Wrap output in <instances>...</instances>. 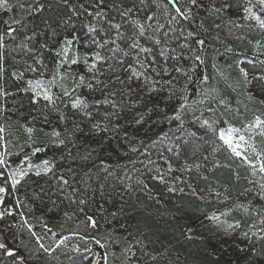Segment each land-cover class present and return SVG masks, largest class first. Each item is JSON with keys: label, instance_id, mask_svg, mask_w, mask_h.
<instances>
[{"label": "trees", "instance_id": "obj_1", "mask_svg": "<svg viewBox=\"0 0 264 264\" xmlns=\"http://www.w3.org/2000/svg\"><path fill=\"white\" fill-rule=\"evenodd\" d=\"M72 2L76 4L80 0ZM176 2L182 9L185 7L186 0ZM208 3L209 0H201L199 10L190 19H184L177 16L174 6L168 1L146 0L145 11L131 17L146 23L145 14L155 16L150 22L152 28L148 29L140 42L152 48L156 65L169 68L176 96L161 106H166L167 116L179 115L180 120L153 115L152 120L144 125L128 128V139L122 135L101 139L96 155L92 154L90 159L84 160L81 157L86 154L85 150L79 149L80 152L71 144L59 146L50 135L53 130L61 132L62 136L66 131L65 125L56 119L55 113L49 116L50 123H45L43 117L32 120V116L38 115L46 104L45 101L41 100L38 105L33 106L28 99L31 94L23 92L7 99L6 106L12 111L0 120L3 123L6 121L8 133L14 135L15 138H12L15 143L23 150L30 145L41 148L42 155L57 159L48 174L30 176L25 180L23 189L18 188L17 195L21 198L26 214L19 204L14 205V199L9 198V210L13 214L6 215L4 219H9V229L15 234L18 244L16 241L10 242L4 235L8 246L16 251L15 258H4L7 264H30L19 257L17 249L21 248V242H27L35 253L44 252L39 249L37 235H32V232L39 230L38 218L41 211L57 209L63 226L59 229L60 234L66 232V227L81 233L82 215L87 216L91 209L104 207L112 210V213L122 209L114 218L130 230L132 238L143 241L141 246L134 249L142 255V264H154L149 256L163 249L168 251L173 264H264V238L257 239L254 246L242 248L229 256L222 254L212 239L203 237L194 229L211 213L247 223L248 217L244 216L246 213L241 204L243 193L251 185L264 184V173L259 171L260 163L264 162V135L260 134L259 129L247 130L255 116L259 115L264 119V104L258 102L264 97L248 99V90L240 71L244 66L251 75L264 73V30L240 25L233 19V29L227 31L222 25L232 20L231 15L217 19L205 11ZM47 14L29 11L17 20L20 25L10 24L17 29L15 41L5 36L8 47L0 49L5 54V78L10 90L22 87L24 81L30 79L42 80L47 85L56 76L57 83L52 86L51 91L54 96L59 97L62 95L61 86L70 87L72 79L66 77L60 80L57 72L61 75L71 72L72 77L86 73L83 58L96 49L90 38L84 35L83 24L88 18L81 16L79 19L73 17L81 39L69 53L70 58L73 52L81 58L79 64L71 65L70 68L68 65L61 67V57L57 55L59 47L49 40L48 48L38 52L43 60L39 71H26L24 81L15 84L9 79L12 71L24 70L26 63H32L26 51L13 49H19L21 43L25 42V34L31 35L29 29L40 22L42 15ZM112 15L117 22H121L114 11ZM173 16H176V20L170 23ZM217 24H220L219 28L216 27ZM159 25L163 27L155 31ZM4 30L5 24L0 23V33ZM165 32L168 33L167 37L163 35ZM189 32L193 33L192 37H188ZM96 38L99 39V36ZM44 39L45 37L38 36L29 47L39 49ZM156 39L161 41L159 45L154 43ZM200 39L205 44H198ZM185 43L188 48L182 49L180 45ZM121 47L124 48L125 45L121 44ZM161 51L164 52L163 56L160 55ZM101 54L104 55L103 52ZM195 55H199L201 59L196 60ZM173 56L178 59H169ZM173 66L179 67L181 72L171 71ZM164 79L169 77L165 76ZM79 90L86 92L88 89ZM161 95L167 96L166 86ZM181 104H184L183 108L180 107ZM59 107L62 110L61 103ZM138 107L142 110L143 106ZM45 114L47 115V110ZM131 114L128 113L129 119ZM203 119L212 124L213 130L202 126ZM125 123L126 121H121L122 126ZM29 126L35 129L31 134L34 137L32 140L24 130ZM229 126L240 129L239 134L244 135L248 141L239 149L241 156H236L219 139V130ZM131 147H135L137 151H131ZM169 147L173 148L172 152L166 150ZM169 165L173 169L171 172L167 171ZM189 167L191 171H186ZM157 168L162 173H167L164 183L152 179ZM0 179L14 198L15 192L10 183L5 185L4 180ZM169 188L175 190L169 191ZM58 189L61 193L57 194ZM76 190L87 194V206L72 203V200L78 201V196L73 195ZM101 192L104 194L103 198ZM81 208H85V211L81 212ZM255 213L252 212L253 215ZM23 215L27 217L28 223L32 222V232H29L27 222L23 223ZM187 236L192 238L188 239ZM39 241L42 243L41 239ZM144 252L149 253V256L143 255ZM43 262L48 264L49 261Z\"/></svg>", "mask_w": 264, "mask_h": 264}, {"label": "snow or ice", "instance_id": "obj_2", "mask_svg": "<svg viewBox=\"0 0 264 264\" xmlns=\"http://www.w3.org/2000/svg\"><path fill=\"white\" fill-rule=\"evenodd\" d=\"M169 2L173 3L177 16L184 19H190L201 7V0H186L183 9L176 6L175 0H169ZM145 4L146 0H138V4L137 0H131V2L129 0H80L76 4H73L72 0H28L26 5H21V7L26 6L30 12L48 14L42 15L40 22L29 29L31 35L25 34V42L21 43L19 49H13V51H26L32 60V63H26L24 70L10 73L9 79L12 80L13 84L18 81H24L26 71H39L43 60L39 57L38 52L48 48L49 40L54 41L56 46L59 47L57 55L61 57V67L68 65L70 68L71 65H77L81 62V58L75 55L74 52L71 58L69 57L74 45L81 39V36L77 34L73 17L79 19V17L85 16L88 18L87 22L83 24L84 35L90 38V42L96 51L83 58L86 69L85 74L72 77L71 72L63 75L57 72L60 80H64L66 77L72 79L70 87L61 86L62 97L67 98V101L54 96L51 91L52 86L57 83L56 76L48 81L47 85L42 80L30 79L24 81L22 87H17L14 91L10 90L7 86L8 80L5 78V54L0 52V119L5 118L7 113L12 111L6 106V101L9 97L14 98L20 92L30 93L31 95L28 96V99L33 106L38 105L41 100L46 102L39 114L32 116V120L35 121L43 117L45 123H50L49 116L55 113L56 119L65 125L66 131L63 136L61 132L56 130H53L50 135L55 138V142L59 146L71 144L78 149L83 144L86 154L81 158L84 160L90 159L92 153L95 152V148L91 147L90 142L97 141L98 137L106 139L122 135L125 139H128V128L144 125L152 120L153 115L163 116L164 119L180 120L179 115L167 116L166 106H161L162 103L166 105L167 101L172 100L176 96L169 68L164 65H156V58L152 56V48L146 47L140 42L145 37L148 29L152 28V25L151 23H141L137 19H131L134 15L145 11ZM0 6H6V0H0ZM254 7H259L261 14L253 11ZM232 9L233 0H209L208 5L205 7V11L217 19L222 18ZM113 11L119 16L121 22L115 20L112 15ZM243 12L246 13L243 19L254 20L259 28L264 30V15H262L264 14V0H256L255 5L252 4V0H248V6L243 8ZM154 19V15L145 14L144 16L146 22H151ZM175 20L176 16H173L170 23ZM12 23L20 25V21L17 20ZM4 24L5 30L0 33V49H7L8 47L5 42V36L11 37L15 41L14 34L17 31L7 21ZM162 27L163 25H159L155 31ZM216 27L219 28L220 25L217 24ZM61 33L65 34L61 35ZM163 35L167 37L168 33L165 32ZM38 36L45 37V39L39 45V49L34 50L35 46L29 47V44ZM98 36L99 39L96 38ZM192 36L193 33L189 32L188 37ZM154 43L159 45L161 41L156 39ZM197 43L203 45L205 41L200 39ZM121 44L125 45V47L122 48ZM180 47L186 49L188 45L185 43L180 45ZM160 55L163 56L164 52L161 51ZM169 59H178V57L173 56L169 57ZM195 59L200 60L201 57L195 55ZM104 65H107V68ZM171 71L181 72V69L173 66ZM240 71L244 76L248 99L256 100L257 96L264 97V75L253 76L250 79L243 68ZM183 74L187 75V73ZM165 76H168L169 79L165 80ZM165 86L167 87V96H162L161 93L164 91ZM79 88H87L90 92L88 95L81 94L77 91ZM258 102L264 104V99ZM60 103L64 104V108L67 111L60 109ZM139 105L143 106L142 110L138 107ZM180 107L183 108L184 104H181ZM45 110H47V115ZM129 112L132 113L130 119L128 118ZM122 120L126 121L123 126L121 124ZM69 123L71 128H68ZM213 123L215 122L213 121ZM202 126L213 130L212 124L208 120H204ZM253 129H259L260 134L264 135V119L261 116H255L254 120L247 126L248 131ZM7 130L5 121V123L0 124V146H3ZM24 130L29 134V139H31V134L35 131L34 127H25ZM239 133L240 129L231 126L227 129H220L218 132L219 139L236 156L242 155L239 149L243 144L248 143L245 136ZM176 147H179V145H176ZM249 147H251L250 144ZM130 150L133 152L137 151L135 147H131ZM166 150L172 152L173 148L169 147ZM40 151H42L41 148H35L32 155H36ZM253 151H255L254 148ZM69 155H72L71 151H69ZM245 159L247 158L245 157ZM257 159H260L259 155ZM27 161L28 157H25L21 161V165ZM34 167H41L42 172L47 174L52 171L53 165L48 160H44L41 166H34L28 163V170H25L20 165L17 166V170H10V165L5 159V153H0V178L4 180L5 185L10 183L12 189L20 185L21 181L28 175V171ZM172 170L169 165L167 171L171 172ZM185 170L191 171V168L189 167ZM259 171L264 173V162L260 163ZM36 175H41V171H37ZM166 175L167 173H162L157 168L156 175L152 179H158L161 183H164ZM260 188L262 191L258 195L261 199H264V184H261ZM174 190L169 188V191ZM8 192L9 188L7 186H0V205L3 204L4 196ZM73 195L78 196V201L72 200V203L87 206L86 193H80L76 190ZM103 196L104 194L101 192V197L103 198ZM80 211L84 212L85 208H81ZM117 211H122V209ZM12 214L11 210L0 211V221L6 215L11 216ZM116 214V212L112 213L113 216ZM208 219L215 222L220 221V217L217 215H212ZM86 222L90 228L98 227V221L92 215L86 216ZM239 226V223L229 224L226 231L234 230ZM28 230L32 232L31 227ZM188 231L190 232L191 229ZM32 235L35 236V233L32 232ZM242 235L247 236V233H242ZM187 238L191 239L192 237L187 236ZM67 239L68 237H65L60 240L56 247H60ZM133 242L137 247L143 244V241L138 239ZM37 243L39 244V249L51 254L53 250L51 247H45L43 243H40L39 239ZM96 243L101 248L105 247L99 240ZM126 254H130L132 257L135 256L130 247L126 249ZM143 255L149 256V253L144 252ZM15 257L16 251L10 248L7 243L0 242V264H7V260L4 258ZM85 259H87L86 256ZM103 259L104 264H107L106 255ZM149 259L154 264H164V262L173 264L166 249L157 252L155 255H150Z\"/></svg>", "mask_w": 264, "mask_h": 264}, {"label": "rangeland", "instance_id": "obj_3", "mask_svg": "<svg viewBox=\"0 0 264 264\" xmlns=\"http://www.w3.org/2000/svg\"><path fill=\"white\" fill-rule=\"evenodd\" d=\"M27 3L28 0H6V6H0V23L7 21L11 24L14 20H19L24 14L29 12L26 6L21 7V5H26ZM255 3L256 0H252V4L255 5ZM245 6H248V0H233V11L230 10L229 13L224 15L227 17L231 15L232 20L223 24V29L231 31L233 29V26L231 25L234 23L233 19L237 20L240 25L260 29L254 20L243 19V16L246 15V13L243 12ZM253 11L257 14H261L259 7H254ZM262 48H264V42L262 43ZM104 67L107 68V65H104ZM243 69L248 73L249 78L264 75V73L261 74V71V73H252L251 75L246 67L243 66ZM77 91L84 95H88L90 92L89 89L86 92L80 91L79 89H77ZM59 97L67 101V98L62 97V95ZM61 106L63 111H67L64 108V104L61 103ZM204 120L205 119H203V121ZM2 123L3 121L0 120V124ZM12 137L15 138L14 135L8 133L7 130L3 146H0V152L5 153V159L10 165V170H17L18 165L22 166L25 170H28V163L34 166H41L42 161L44 160H48L54 168L57 160L55 157H46L42 155L41 151L36 155H32L33 150L36 148L35 146L30 145L28 149L23 150V148L15 143V140H13ZM33 138L32 135L30 140ZM100 140L101 138L98 137L97 141L90 142L91 147L95 148V152L92 153L94 156L96 155V149ZM79 149L84 151L85 146L82 144L78 150ZM25 157H28V161L21 165V161H23ZM37 171H41V175H45L42 172L41 167H34L32 170L28 171V175L21 181V184L13 189V192H15L14 198H12L13 195L11 192H8L4 196V202L0 205V211H6L11 208L9 206V198L11 200L14 199V205L19 204L20 207L23 208L21 198L17 195L19 192L18 188L20 187L23 189L25 180L30 176L38 177L39 175H36ZM0 186H3L1 179ZM261 191L260 185L255 184L251 185L243 193V201L241 204H243L246 213L244 216L248 217L247 223L230 220L219 213H211L208 217L217 215L220 217V221H210L207 217L202 223L194 227V229L203 237L212 239L216 243L219 251L224 255L233 256L242 248L249 247L250 245L254 246L257 239L262 240L264 238V199H261L258 195ZM58 193H61L60 189H58L57 194ZM252 210L256 212V215L252 214ZM20 211L22 212V210ZM23 212L26 214L24 208ZM116 213H118V211H116ZM39 215L41 216L38 218L39 230H36L35 234L38 239H41L45 247H51L53 250L51 254L45 252L38 254L33 252V249L27 244V242L19 243V247L21 248H18L17 251H19L20 259H24L30 264H45L43 262L45 260L49 261L48 264H104L103 258L105 255L107 256V264H142L140 260L142 255L134 250L138 247L133 242L135 240L132 238L133 234L128 228L120 225L115 220L112 215V210H107V208L104 207L102 209H91V211H89V215L94 216L98 221V227L96 228H90L89 225H86V215H82L83 232L81 233H79V230L66 227V232L60 234L59 232L61 231L59 229H62L63 226L61 225V216L56 208H48L46 212L41 211ZM8 220L9 219H3L0 221V242L3 243H7V240L10 242L18 240L14 238L16 237L15 234L9 229ZM26 222L27 217L23 215V223L26 224ZM236 223H239L240 225L238 228L226 231L229 224ZM32 226V222H27L28 228L31 227L32 229ZM242 233H247V236L242 235ZM4 235L7 240L4 238ZM65 237H68V239L64 244L57 248L56 244ZM43 238H45V240ZM97 240L105 245V247L101 248L96 243ZM16 244H18V241H16ZM129 247L131 248V251L135 253L134 257L130 256V254H126V249ZM85 256L87 259H85Z\"/></svg>", "mask_w": 264, "mask_h": 264}, {"label": "water", "instance_id": "obj_4", "mask_svg": "<svg viewBox=\"0 0 264 264\" xmlns=\"http://www.w3.org/2000/svg\"><path fill=\"white\" fill-rule=\"evenodd\" d=\"M166 1H168L169 2V0H166ZM170 3V2H169ZM175 3H176V6H177V2H176V0H175ZM172 5H173V3H171ZM1 153V152H0Z\"/></svg>", "mask_w": 264, "mask_h": 264}]
</instances>
